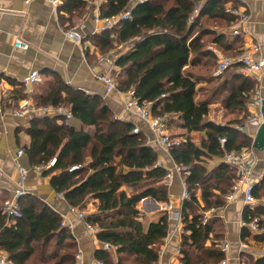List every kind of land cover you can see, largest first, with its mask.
I'll return each instance as SVG.
<instances>
[{"label":"trees","instance_id":"trees-1","mask_svg":"<svg viewBox=\"0 0 264 264\" xmlns=\"http://www.w3.org/2000/svg\"><path fill=\"white\" fill-rule=\"evenodd\" d=\"M200 3V11L193 15ZM85 5V0H62L60 17L67 14L66 21L70 22L73 14L84 12ZM129 5L130 0H105L100 5L101 16L118 15ZM237 9L235 0H146L131 8L129 18L90 37L103 54L116 45L132 43L130 50L114 61L119 69L114 72L118 90L132 88L139 101L151 102L155 116L176 114L187 133L208 131L197 144L188 137L185 143L169 150L171 158L189 171L185 176L189 197L183 200L180 210L178 264H219L224 258L215 240L219 234L211 219L202 222V211L224 204L223 196L235 181V170L222 159L224 152L253 143L252 137L236 128L245 124L247 113L228 124L206 120L211 100L197 98L196 76L187 68L203 58L214 59L205 36L223 53H239L240 36L229 42L225 35L208 28L209 22L235 28ZM237 67L224 73L212 94L221 95L219 102L227 109L246 108L255 88L252 78L235 72ZM36 104L69 107L73 118L94 127V133L89 134L72 124L58 123L56 116L33 117L27 127L30 142L24 154L34 167L56 157L55 164L43 175L52 174L51 187L63 195L68 205L81 209L88 198L96 199L95 210L85 212V221L99 228L98 240L116 246L117 258L113 260L109 251L98 248L95 259L104 264L158 261L160 245L170 227L169 215L164 212L145 228L137 205L145 197L168 202L169 191L163 181L166 169L156 165L158 152L145 143L144 133H134L132 123L115 118L101 96L73 88L59 76L45 94L37 97ZM220 138H225L223 146ZM204 157L221 160L208 169ZM76 163L82 167L69 172L68 167ZM119 166L127 170H119ZM254 195L264 197V175L256 182ZM19 206L21 217L10 225L0 209V251H5L14 264H76L77 242L69 228L61 225L60 214L30 194L19 198ZM255 215L264 217V206L248 208L245 219ZM253 237L263 240L264 234ZM253 264H264V257Z\"/></svg>","mask_w":264,"mask_h":264},{"label":"crops","instance_id":"crops-1","mask_svg":"<svg viewBox=\"0 0 264 264\" xmlns=\"http://www.w3.org/2000/svg\"><path fill=\"white\" fill-rule=\"evenodd\" d=\"M53 1L0 0V209L4 200L10 196L14 189L17 165L29 169L24 184L26 194H30L45 202L60 214L62 220L65 221L63 227L69 228L77 242L79 258H76V264H97L98 260L94 257V251L102 248V241L86 230L84 222L69 212V205L63 195L53 190L50 185L52 174L43 175V172L50 166L36 169L31 166L26 154L15 158L16 151L19 148L24 150L25 146L30 142V136L27 133L29 121L33 117L42 116V114L40 112H32L19 116L15 114V111L26 101L36 104L37 97L45 94L54 78L59 76L73 88L82 90L90 95L101 96L115 118L138 125L145 138L149 132L143 121L124 110L122 92L118 89L106 91L104 83L97 78L98 74H104L108 71L117 72L119 69L114 64L115 59L130 50L132 43L117 45L107 54L101 53L90 39L92 35L104 30L93 19L94 3L91 0H85L84 12L81 15L73 14L69 19L70 22H68L66 21L67 14H63L62 18L60 17L59 7L62 0H57L56 3ZM235 1L238 6L236 11L246 16L238 24L242 31L240 36L242 44L237 49L240 50L241 47L254 45L257 50H252L253 58L261 57L264 60V0ZM81 22L84 23V26L79 31L83 36V40L80 43H76L65 36L64 30L70 24L74 25ZM220 24V22H216L208 28L216 34L225 35L231 42L233 37L229 36L230 26L224 24L223 27ZM16 39L26 43L27 48L17 47L14 44ZM207 44V48L211 51L212 49L221 50L211 41ZM110 54H113V58L110 57ZM100 56H105L107 59L100 61ZM237 65L239 66V64ZM233 68L229 70L232 71ZM32 70L39 72L40 81L33 84L29 91L26 92L22 80ZM235 72H240L239 67L235 69ZM246 77L255 81V88L251 94L250 101L256 90H259L264 98V65L254 76ZM196 80L200 83L198 77H196ZM220 96L219 94L214 95V100L218 102L223 111L231 114L230 118L224 122L214 121L208 118L209 108L206 120L228 124L234 120L241 119L245 113L249 115L250 110H252L249 104L250 101L247 103L246 108L227 109L220 104ZM214 100H211L210 105L214 104ZM164 116L166 118L167 131L171 136H187L197 144L201 137L204 138L208 134L207 130L187 133L182 126V120L176 114L168 113ZM57 122L61 123L59 120ZM70 124L77 129L85 130L89 134L94 133L92 125H84L75 118L71 120ZM256 129L254 126H248V136L253 138ZM157 154V160L166 163L170 161L160 151ZM255 157L256 163L252 174L255 177L263 176L264 152H255ZM204 158L214 162L213 165L208 166L204 161L208 169H212L221 160L218 157ZM119 159V157L116 158L117 161ZM118 169L127 170L124 166H119ZM57 172L59 171H55V173ZM168 191L169 202L171 203V210L168 212L170 235L165 237L160 245L158 260L160 264H178L181 232L177 221L172 216L173 212L181 210L183 202L180 199L181 182L178 177L175 176L173 178L170 185H168ZM196 195L199 198L200 192L198 191ZM258 198L264 201V197ZM145 200L144 207L146 212L141 213V218H143L142 223L146 228L148 223L157 221L164 212L155 213L153 210L157 201L150 197ZM96 202V199L88 198L84 208L85 211H83L86 213L94 211ZM137 206H139V203ZM257 206L264 205L260 203ZM248 208L252 209L245 205L241 196H239L235 201L227 204L221 216L216 217L220 220L216 222L218 227H214L215 233L219 234L218 239L215 240L218 244L223 241H227L229 244L227 264H253L254 260L264 257V239L256 240L253 237L263 235L264 231L255 233L243 224L248 222L251 217H246L248 219H245ZM262 218L264 219L263 216ZM13 223L15 222H11V224ZM245 231L248 232V235L244 234ZM207 242L210 243V241ZM110 254L113 260H116V252L112 251Z\"/></svg>","mask_w":264,"mask_h":264},{"label":"built area","instance_id":"built-area-1","mask_svg":"<svg viewBox=\"0 0 264 264\" xmlns=\"http://www.w3.org/2000/svg\"><path fill=\"white\" fill-rule=\"evenodd\" d=\"M28 2L29 0H25ZM105 0H91L94 3V21L99 23L103 29H108L116 26L121 20L127 19L130 17V10L137 3H142L146 0H130V5L127 9L122 11L120 14L112 16V17H102L100 5ZM54 3L57 0L53 1ZM202 4L200 3L193 12V15H197L200 11ZM234 14L237 16V23L239 24L241 21L245 19L244 14H240L238 11H234ZM84 23H78L71 25L67 29L64 30V34L68 39L73 40L76 43H80L83 40V36L80 33V29L83 28ZM242 31L237 25L235 28H231L229 30V36H241ZM14 44L17 47L26 49L27 44L24 43L20 39H16ZM252 50H257L256 46L252 45L250 47L244 46L241 47L239 53L235 56H229L224 54L219 49H212L215 59V75L221 76L227 70L232 69L236 64H239V71L245 76H254L258 73L264 65V60L261 57L257 59L253 58ZM107 57L100 56L99 60L104 61ZM97 78L102 81L105 85L106 91L111 89H117V81L116 74L114 71H108L104 74H98ZM40 81V75L37 70H32L29 74L24 77L22 80L25 91L28 92L29 88ZM123 108L124 110L136 116L138 119L143 121L148 129V136L145 138V143L153 148H157L166 158L170 160V167L166 166L162 161L157 160L156 165L163 166L166 169L165 175L163 177V181L170 185L173 178L176 176L179 178L181 182V195L180 199L183 201L189 197V191L187 190L185 183V176L189 173L188 167L183 166L182 164L176 163L170 156L169 150L171 147L181 145L187 141V136H171L167 131V123L165 116H155L151 113V102L139 101V99L135 96L133 89H129L127 91H123ZM164 94H161L160 97H163ZM263 97L261 96L259 90H256L253 94V98L250 101V113L246 120V123L243 125H237L236 128L242 131L245 134H249L247 128L248 126L258 127L262 122V115L260 112L261 102ZM32 112H40L42 115L48 116H56L61 123L68 125L73 119V115L68 107L62 105H45V106H37L35 103L31 101L24 102L16 111V115H24ZM132 131L134 133H139L140 127L136 124H133ZM254 136V135H253ZM219 142L221 146H223L225 142V138H220ZM24 154V150L19 148L15 153V158H19ZM223 161L233 168L236 173L235 181L228 193H226L224 198V204L210 207L202 211V222L206 223L208 220L213 217L221 216L225 207L228 203L235 201L239 196H241L243 203L251 208L257 206L262 203L264 205V201L260 200L258 197L254 195L255 184L259 181L262 176L255 177L252 172L255 167L256 157H255V148L253 143L251 146L242 148L240 150H231L225 151L223 155ZM56 157H52L46 164L35 166L36 169H42L45 166H52L55 164ZM82 167V164L76 163L72 164L68 167L69 172L76 171ZM29 169L17 165L16 167V178H15V186L10 196L4 200L2 205V213L5 215L6 224H11V222H16L18 218L21 217V211L19 206V198L26 194L25 191V180L27 178ZM149 197H145L139 201V206L137 209L140 214L146 212V208L144 204L146 202L145 199ZM155 209L161 212H170L171 203L168 202H157L155 205ZM153 210V211H154ZM69 212L75 215L77 218L84 222V226L86 230L92 235L96 236L99 228L96 225H93L89 222L85 221V212L81 210L79 207L70 206ZM155 212V211H154ZM173 218L177 221L179 231L182 233V223L180 210L172 213ZM264 219L262 216H251L248 222L243 223L246 225L251 231L255 233H262L264 231L263 223ZM61 225H65V221L62 220ZM170 235L168 230L167 236ZM221 251L224 253V258L220 261L219 264H227V257L229 251V244L227 241H223L218 244ZM102 248L109 252H116V246L108 243L102 242ZM179 253V251H178ZM76 258H79V252L76 255ZM0 264H14L9 258L8 255L4 251H0ZM97 264H104L102 261L98 260ZM153 264H160V261H156Z\"/></svg>","mask_w":264,"mask_h":264},{"label":"rangeland","instance_id":"rangeland-1","mask_svg":"<svg viewBox=\"0 0 264 264\" xmlns=\"http://www.w3.org/2000/svg\"><path fill=\"white\" fill-rule=\"evenodd\" d=\"M211 25H213V24L209 22L208 27H210ZM220 25H222L224 27L223 23H221ZM203 39L205 40L206 43H209L210 37L205 36V37H203ZM116 47H117V45H116ZM110 57L113 58V54H110ZM187 68L191 69L193 74H195V76L198 77V79L200 80V83L197 82V85H196V87H197V93H196L197 98L202 99L204 97V98H208L210 100H214V95H212L214 93V89H215L216 85L218 84L219 80H221L226 74H224L220 77H217L214 73L215 72L214 61L212 59H207V58H203V59L199 60L197 63H195L194 65H190ZM213 103L214 104L210 105V107H209L210 112H209L208 118H211L212 120L219 121V122H224V121L228 120L230 118L231 114H228L227 111H223L222 107H220V105H218V102L216 100H214ZM145 127H146V125H145ZM154 149L157 152L159 151L157 148H154ZM255 152H257L256 149H255ZM259 152L260 151H258V153ZM262 152H264V151H262ZM203 161H205L208 166H211L214 164V162L208 160V158H206V159L204 158ZM164 163L166 166L170 167V161H168L167 163L166 162H164ZM81 209L84 210V208H81ZM154 211H155V213L159 212L157 210H154ZM142 220H143V218H142ZM219 220L220 219L219 218L217 219L216 217H213L211 219L214 227H218L216 222L217 221L219 222ZM207 243L209 244V242H207ZM216 244H218V242H216Z\"/></svg>","mask_w":264,"mask_h":264},{"label":"water","instance_id":"water-1","mask_svg":"<svg viewBox=\"0 0 264 264\" xmlns=\"http://www.w3.org/2000/svg\"><path fill=\"white\" fill-rule=\"evenodd\" d=\"M260 112L262 115V122L257 127L255 134L253 136V146L257 151H264V98L261 102Z\"/></svg>","mask_w":264,"mask_h":264}]
</instances>
